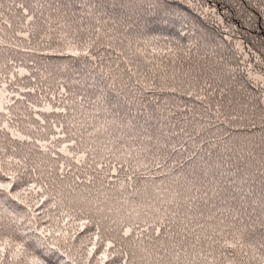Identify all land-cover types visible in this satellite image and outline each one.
I'll return each mask as SVG.
<instances>
[{
	"label": "trees",
	"instance_id": "1",
	"mask_svg": "<svg viewBox=\"0 0 264 264\" xmlns=\"http://www.w3.org/2000/svg\"><path fill=\"white\" fill-rule=\"evenodd\" d=\"M167 4L178 11L183 6L191 29L162 20L148 0H0V118L7 125L0 128V183L10 172L4 158L26 159L47 180L65 181L66 190H96V202H114L120 238L131 228L127 237L148 246L140 253L143 264H264V87L252 77L264 76V0H210L224 24L200 11L209 0ZM225 61L240 72L221 82L217 71ZM206 82L219 89L214 96L202 91ZM92 83L107 85L106 100L88 88ZM152 111L156 120L145 123ZM36 119L43 133L30 126ZM157 125L165 136L180 133L166 152L147 139L159 136ZM171 145L183 148L172 153ZM57 152L86 169L77 175L85 185L53 164ZM193 152L213 162L216 182L228 189L226 203L212 191L204 195L212 175L203 190L190 191L187 157ZM102 170L111 179L106 184ZM10 192L0 190V238L40 257L33 246L39 231L28 227L31 219L37 228L33 213L40 207L21 204ZM58 226L75 235L72 224L59 220ZM75 236L74 245L92 246L82 231ZM67 250L45 264H88ZM0 256L10 260L7 250Z\"/></svg>",
	"mask_w": 264,
	"mask_h": 264
},
{
	"label": "rangeland",
	"instance_id": "2",
	"mask_svg": "<svg viewBox=\"0 0 264 264\" xmlns=\"http://www.w3.org/2000/svg\"><path fill=\"white\" fill-rule=\"evenodd\" d=\"M252 77L256 82L264 87V76L258 73H252ZM1 96L2 93L0 92V97ZM34 113L37 114L39 112ZM40 123L41 120L36 119L30 124V126H32L33 129L38 130L39 132L42 128H40L39 126ZM5 125L6 122L0 118V128ZM22 126H24V124ZM41 133L43 132L41 131ZM40 139H42L41 134ZM9 144L12 146L13 142H9ZM9 149L13 148L9 147ZM4 155L5 152L0 148V158H3ZM17 155L18 157H22L23 153H18ZM55 155H53L52 158L53 164H55L57 161V164L59 166L63 165L64 171L70 173L75 181L79 183L76 185H85L84 183H80V178H78L77 175H83L86 169L78 163H74L72 161L69 162L67 160V156L63 153L57 152L55 153ZM18 160L8 158L3 159L2 163L4 164V166L8 167L10 171L8 173V178L5 179V182L3 184L11 183L12 188L8 191L12 190L14 194H16L15 196H17L20 200H24L27 203L30 202L35 206L41 199H43L41 195L48 197V199L45 200L44 204L40 206L39 210L34 211L33 216L35 218V222L37 221V228H44L46 230L59 231L64 233V235H61L59 237L55 235L51 237L53 241H58L61 245H63V247H61L62 249H68L69 251L71 250L75 252L84 262L88 264H97L98 255L93 253V256H96L97 260L90 261L88 258V252L91 250V246L83 247L84 245H80L79 243H76V245H74V241H76L77 239V236H75L76 233L78 234V232L82 231L83 240L88 238L97 245L96 253H99L101 251L102 243L104 247H106L107 243L110 241L113 245H117V247L127 255V259H129L131 263L143 264L141 262L140 253L141 250L147 249L146 247L148 246H141L139 245L140 241L129 239L124 235L121 239L120 236L116 233L114 227L120 226L122 219L116 215L117 210L112 200L96 202L94 198L96 197L97 191L88 188L78 189L77 187L71 186L69 190H66V186L68 185H66L65 181L59 183V181L54 179L53 176L52 180H47L36 171L35 163L33 167L30 164L26 163V159L19 161ZM65 161H67V163ZM40 172L42 173V170H40ZM48 173V176H50L49 170ZM99 173L100 177L102 178L101 180L103 184H106L111 180L109 176H106V173H104L103 170ZM33 180L36 182V184H34ZM32 185H35L36 189H43V192L33 190ZM32 195H34L35 198L32 197ZM33 198L35 200L38 199V202H35ZM44 216L53 221V224H51V226L45 225V223L43 222L45 220ZM65 216L74 218L72 220H69ZM76 217L79 220L75 219ZM59 220H61L63 225L72 224V226L74 227L73 232H75V235L71 234L70 231L67 232L66 230L60 228L58 226ZM81 220L88 221V223L85 224L83 228L80 227ZM121 233L123 232L121 231ZM97 236H102L104 238V241L102 239L97 240ZM66 239L68 242L67 244H64V241ZM71 239H73L72 242ZM161 248L164 249L163 247ZM107 251L111 253L116 250L107 249ZM9 259L11 260V255ZM31 261L32 259L28 257L24 264H31ZM110 261L111 260L105 261L104 264H112L108 263ZM119 261L120 258L117 260V264L119 263ZM16 264H20V261H17Z\"/></svg>",
	"mask_w": 264,
	"mask_h": 264
},
{
	"label": "snow or ice",
	"instance_id": "3",
	"mask_svg": "<svg viewBox=\"0 0 264 264\" xmlns=\"http://www.w3.org/2000/svg\"><path fill=\"white\" fill-rule=\"evenodd\" d=\"M135 6V5H133ZM0 7H2V5H0ZM140 7H143V5L141 4ZM148 7L149 8H157V15H159L161 17L162 20L164 19H168V21L170 23H179L182 26H187L191 29L192 26V20L189 19L187 16L184 15V11H183V6H181V10H176V9H172L170 6H168L167 4V0H148ZM19 8L24 12L25 14V18L29 21L33 20L34 17L29 13L28 9L24 7V5H19ZM200 11L205 14V15H209L211 17H213L216 21L217 24H224L225 21L220 19V15L217 13L216 10L211 8L210 5V0H209V6L208 7H201ZM260 15V13H258V16ZM248 19V24L250 28H255L256 24H255V19L253 17H247ZM7 23V22H6ZM73 55L79 56L81 55V53L79 52H74ZM84 55H88L87 52L84 53ZM93 60H95L96 58L93 56L92 57ZM228 61H225L224 63L219 64L218 66V71H217V76L218 78L221 80V82H223L225 79L227 80H232L235 76L236 72H240V69L237 67L236 69H231L229 68L228 65ZM93 67H95V65H93ZM90 75V74H89ZM245 78L249 77V73L247 71H245L243 73ZM103 79V77H101V80ZM206 88H203L202 91L206 92V93H210L213 96L215 95V92L218 91L219 89L213 88V85L211 83L206 82ZM227 85H225L226 87ZM169 90L173 93H175L177 90L175 88H171L170 86ZM88 88L95 90L96 92H98L99 94V99L101 100H106L107 98L104 95V90L107 88V85H103L102 87L99 85V83H92L88 85ZM164 86H161V90H163ZM31 91H35V89H31ZM188 95H191V92L187 93ZM222 96H226V93L221 92ZM82 99L84 98L83 96L81 97ZM197 100H202L204 99L203 97L199 96V94L196 95L195 97ZM211 109V105H209L207 110ZM57 111H62V109H57ZM236 117H233V119H235ZM156 120V116H155V111L149 112L146 114V120L145 123H150V122H154ZM5 127H7V125H5ZM158 128V125H157ZM59 130V129H58ZM159 136L158 137H154L152 135H149L147 137L148 141L151 142L153 139H156V144L154 145L155 148H157L159 151L161 152H166L169 148V140L171 139V136H175V135H179L180 133H171L170 136H165L163 129H159ZM181 131L183 132L184 130L181 129ZM185 135L189 136V139H191V135L185 132ZM55 138V137H54ZM21 139H25L24 137H21ZM160 140H163L164 143L163 145L160 144ZM183 148V145L180 146V148H177L176 145H171V152L172 153H179L180 150ZM151 150V149H149ZM61 151H63V149H61ZM53 155H55V153H53ZM210 155V153L208 154ZM161 159H163V156L161 157ZM188 161H190V168H191V172L188 173V175L192 178L189 180V183L192 185V188L190 189V191H201L204 189V180L208 179L209 175L213 176L212 180H209L208 183L212 184L213 187L211 189H208L207 191H204V195L207 196L208 195V191H212L214 192V194L216 196L221 197L222 199H224L225 203L227 202V198L229 196L228 193V189L227 187L225 188H221L220 184L218 182H216L215 180V169H214V164L212 161H209L207 159L204 158H199L198 154L193 152L191 153V155H189L187 157ZM175 166H179L181 168H183V165L181 164V161L179 159L175 160ZM158 168L161 167V165L159 163H157L156 165ZM221 168L224 167V164L221 163L220 165ZM64 171V166L61 165L60 166V172L63 173ZM221 176L225 175V173H220ZM5 175H7V173H5ZM202 177L203 179H198ZM129 180L132 179L131 176L128 177ZM200 183V188L196 187L197 183ZM12 188V184L8 183V184H0V190H3L4 192H7V194L9 196H12V192L8 191L9 189ZM32 189L36 190V191H40L43 192V189H36L35 185H32ZM17 197H13V199H16ZM233 199L235 197H232ZM48 197H43V199H41L39 201V203L36 205V207H40L41 205L44 204L45 200H47ZM195 199V198H193ZM21 204L24 203L23 200L20 201ZM31 211V210H30ZM88 221L87 220H81L80 222V227L83 228L85 224H87ZM98 223V222H97ZM261 223H264V220L261 221ZM15 224V221H13V225ZM32 221L31 219L28 221V227L29 230L32 231L34 234L35 232L38 230L39 231V237L36 238V241L34 243V247H37L40 250V257L34 256L33 253L27 251V249L24 248L23 244H14L12 241L10 240H5L3 238H0V252H3L5 250L10 252L11 255V260L6 259L4 256H0V264H16L17 261H20V264H24V262L27 260V258L29 256H32V261L31 264H45V261L49 259V257L51 256H55L60 254V249L61 247H63V245H61L58 241H53L51 239V237L53 235L59 237L61 235H64V233L59 232V231H52V230H46L44 228H32ZM11 227V225H10ZM185 228H187V225H185ZM0 229H3V224H0ZM132 232L131 228H127L124 230L123 234L124 236H128L130 233ZM160 233L157 231V236H159ZM97 240H100L101 237L97 236L96 237ZM67 239L64 241V244H67ZM233 247H235V245H233ZM107 249H115V246L109 241L106 245V247H104L103 243L101 244V251L98 253V260L96 256H93V253L97 252V245L95 243L92 244L91 246V250L88 252V258L89 260H97V264H104L105 261H112V264H117V257L120 258L119 264H127V255L125 253L122 252H116L113 251L111 253H109L107 251ZM47 250V251H45ZM22 254V255H21ZM66 254V253H65Z\"/></svg>",
	"mask_w": 264,
	"mask_h": 264
}]
</instances>
